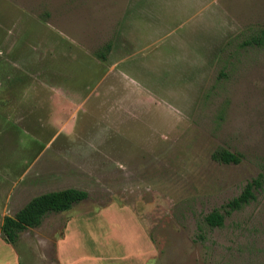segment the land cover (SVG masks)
<instances>
[{
	"label": "rangeland",
	"instance_id": "374dc122",
	"mask_svg": "<svg viewBox=\"0 0 264 264\" xmlns=\"http://www.w3.org/2000/svg\"><path fill=\"white\" fill-rule=\"evenodd\" d=\"M67 188L90 196L3 241ZM1 238L22 264H264V0H0Z\"/></svg>",
	"mask_w": 264,
	"mask_h": 264
},
{
	"label": "trees",
	"instance_id": "16d2710c",
	"mask_svg": "<svg viewBox=\"0 0 264 264\" xmlns=\"http://www.w3.org/2000/svg\"><path fill=\"white\" fill-rule=\"evenodd\" d=\"M255 45L262 44L261 40L255 39ZM111 46L107 47L110 51ZM102 60H106V54L98 55ZM213 158L222 163H239L241 160L228 150L220 149L214 152ZM263 187L261 178L249 182L242 193L230 200L222 210L216 209L205 217V222L212 228H222L226 218L236 211L242 210L245 206L256 199V192ZM89 193L78 188H67L44 193L33 197L14 216H6L1 227L4 240L16 246L21 235L29 230L40 227L51 215L70 211L75 205L87 200Z\"/></svg>",
	"mask_w": 264,
	"mask_h": 264
},
{
	"label": "crops",
	"instance_id": "0c3cea01",
	"mask_svg": "<svg viewBox=\"0 0 264 264\" xmlns=\"http://www.w3.org/2000/svg\"><path fill=\"white\" fill-rule=\"evenodd\" d=\"M0 240L3 239L1 238ZM0 264H22V259L18 254H14V255L12 254V256L0 255Z\"/></svg>",
	"mask_w": 264,
	"mask_h": 264
}]
</instances>
